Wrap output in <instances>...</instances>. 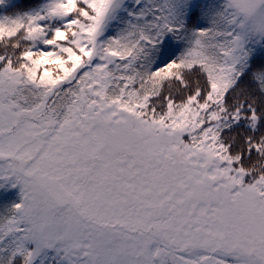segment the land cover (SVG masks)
Instances as JSON below:
<instances>
[{"label": "rangeland", "instance_id": "374dc122", "mask_svg": "<svg viewBox=\"0 0 264 264\" xmlns=\"http://www.w3.org/2000/svg\"><path fill=\"white\" fill-rule=\"evenodd\" d=\"M126 1L99 12L94 48ZM225 1L239 24L236 61L250 34L264 41V0ZM18 76L0 69V179L25 197L13 228L32 246L29 263L53 253L61 264H264V182L245 183L215 147L190 149L116 104L59 124L48 114L58 86L36 109L15 110Z\"/></svg>", "mask_w": 264, "mask_h": 264}, {"label": "trees", "instance_id": "16d2710c", "mask_svg": "<svg viewBox=\"0 0 264 264\" xmlns=\"http://www.w3.org/2000/svg\"><path fill=\"white\" fill-rule=\"evenodd\" d=\"M108 1L0 0V69L19 75L15 110L36 109L58 86L48 114L59 124L74 109L116 104L190 149L215 147L245 183L264 182V41L250 34L231 61L239 24L225 0H128L94 48ZM24 204L0 179V264H61L53 253L29 263L32 246L13 228Z\"/></svg>", "mask_w": 264, "mask_h": 264}]
</instances>
